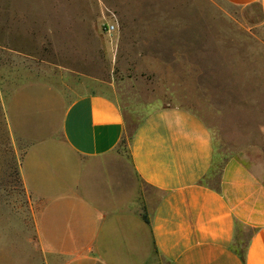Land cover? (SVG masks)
<instances>
[{
	"label": "crops",
	"instance_id": "1",
	"mask_svg": "<svg viewBox=\"0 0 264 264\" xmlns=\"http://www.w3.org/2000/svg\"><path fill=\"white\" fill-rule=\"evenodd\" d=\"M222 1L264 24V0ZM3 116L26 147L21 192L0 180V264H264V181L234 157L212 185L216 143L195 113L149 111L124 148L113 96L36 81Z\"/></svg>",
	"mask_w": 264,
	"mask_h": 264
},
{
	"label": "rangeland",
	"instance_id": "2",
	"mask_svg": "<svg viewBox=\"0 0 264 264\" xmlns=\"http://www.w3.org/2000/svg\"><path fill=\"white\" fill-rule=\"evenodd\" d=\"M36 81L67 99L89 91L113 96L127 131L149 111L183 107L215 139L212 185L234 157L264 181V24L258 6L0 0V180L19 193L26 144L7 130L4 106L17 87ZM143 190L140 185L137 199Z\"/></svg>",
	"mask_w": 264,
	"mask_h": 264
},
{
	"label": "trees",
	"instance_id": "3",
	"mask_svg": "<svg viewBox=\"0 0 264 264\" xmlns=\"http://www.w3.org/2000/svg\"><path fill=\"white\" fill-rule=\"evenodd\" d=\"M134 129L131 131H127L125 128L124 135L121 141V146L123 145L124 148L127 147V143L131 140V137L133 135Z\"/></svg>",
	"mask_w": 264,
	"mask_h": 264
},
{
	"label": "built area",
	"instance_id": "4",
	"mask_svg": "<svg viewBox=\"0 0 264 264\" xmlns=\"http://www.w3.org/2000/svg\"><path fill=\"white\" fill-rule=\"evenodd\" d=\"M113 30H114V26H108L106 28V31L109 32V33H112Z\"/></svg>",
	"mask_w": 264,
	"mask_h": 264
}]
</instances>
